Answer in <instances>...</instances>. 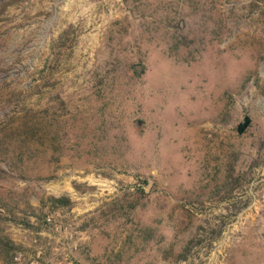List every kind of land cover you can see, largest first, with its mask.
I'll return each instance as SVG.
<instances>
[{
    "label": "rangeland",
    "instance_id": "obj_1",
    "mask_svg": "<svg viewBox=\"0 0 264 264\" xmlns=\"http://www.w3.org/2000/svg\"><path fill=\"white\" fill-rule=\"evenodd\" d=\"M0 264H264V0H0Z\"/></svg>",
    "mask_w": 264,
    "mask_h": 264
},
{
    "label": "water",
    "instance_id": "obj_2",
    "mask_svg": "<svg viewBox=\"0 0 264 264\" xmlns=\"http://www.w3.org/2000/svg\"><path fill=\"white\" fill-rule=\"evenodd\" d=\"M133 70L136 73L137 76L141 75V71H142V65L140 64H136L133 66ZM250 120L248 117L244 118V121L242 123H240L237 127V133L240 135L242 134V132L246 129V127L248 126ZM136 126H140V122L137 123Z\"/></svg>",
    "mask_w": 264,
    "mask_h": 264
}]
</instances>
